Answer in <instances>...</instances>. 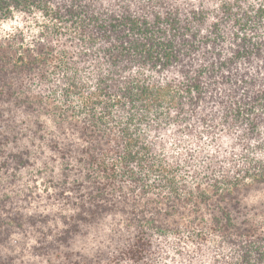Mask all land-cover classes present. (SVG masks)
Wrapping results in <instances>:
<instances>
[{
  "label": "trees",
  "instance_id": "obj_1",
  "mask_svg": "<svg viewBox=\"0 0 264 264\" xmlns=\"http://www.w3.org/2000/svg\"><path fill=\"white\" fill-rule=\"evenodd\" d=\"M0 264H264V0H0Z\"/></svg>",
  "mask_w": 264,
  "mask_h": 264
}]
</instances>
